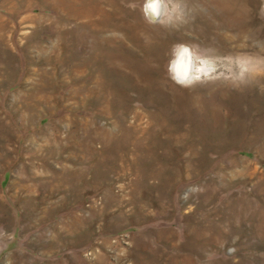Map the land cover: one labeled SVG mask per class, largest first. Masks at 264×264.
I'll return each mask as SVG.
<instances>
[{
	"label": "rangeland",
	"instance_id": "1",
	"mask_svg": "<svg viewBox=\"0 0 264 264\" xmlns=\"http://www.w3.org/2000/svg\"><path fill=\"white\" fill-rule=\"evenodd\" d=\"M0 264H264V0H0Z\"/></svg>",
	"mask_w": 264,
	"mask_h": 264
},
{
	"label": "clouds",
	"instance_id": "2",
	"mask_svg": "<svg viewBox=\"0 0 264 264\" xmlns=\"http://www.w3.org/2000/svg\"><path fill=\"white\" fill-rule=\"evenodd\" d=\"M144 3L151 6L154 4V0H144ZM178 57L183 69L179 72L174 70L177 65ZM206 60L207 57L197 46L184 42H177L172 45L169 51V59L166 67L168 77L183 87L196 83L206 74L204 71Z\"/></svg>",
	"mask_w": 264,
	"mask_h": 264
}]
</instances>
